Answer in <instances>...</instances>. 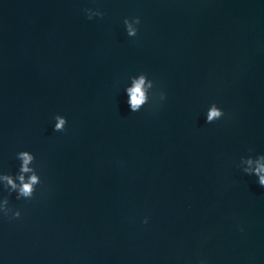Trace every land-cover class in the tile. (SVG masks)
I'll list each match as a JSON object with an SVG mask.
<instances>
[{
    "label": "water",
    "instance_id": "1",
    "mask_svg": "<svg viewBox=\"0 0 264 264\" xmlns=\"http://www.w3.org/2000/svg\"><path fill=\"white\" fill-rule=\"evenodd\" d=\"M24 151L0 264H264V0H0V175Z\"/></svg>",
    "mask_w": 264,
    "mask_h": 264
},
{
    "label": "clouds",
    "instance_id": "2",
    "mask_svg": "<svg viewBox=\"0 0 264 264\" xmlns=\"http://www.w3.org/2000/svg\"><path fill=\"white\" fill-rule=\"evenodd\" d=\"M84 11L89 20L94 17L103 18L105 15V13L99 10L93 11L92 9H85ZM140 23L141 20L138 17L125 18L124 24L129 37H137L139 32V28L137 26L140 25ZM145 79L146 77L142 75L138 80L134 81V87L127 90L130 97L128 103L134 113L139 112L141 106L146 101ZM148 87L153 88V84L149 83ZM159 98L163 101L166 99V95L161 92ZM224 116L225 113L216 104H212L206 113V123L213 124L216 121L223 119ZM55 121L54 131L65 132L67 130L66 126L68 121L65 117L57 115L55 116ZM249 151H252V149H249ZM17 158L22 161V164L16 179H13L11 175H0V179L6 182V188L10 189L11 192L17 193V199L23 198L31 200L35 197L37 186L42 183L41 177L37 174V171L34 168L29 167L35 159V156L27 151H24L18 153ZM240 164L242 166V171L249 176L257 177V183L260 187L264 188V154L257 157L249 156L247 158H242ZM28 173H31V175L26 177V174ZM16 180H18L19 183H17ZM0 214L4 217L12 219H19L21 217L20 211H13V209L9 206L8 199L0 201ZM143 223L147 224L148 219L145 218ZM201 264H205V262L201 261Z\"/></svg>",
    "mask_w": 264,
    "mask_h": 264
}]
</instances>
